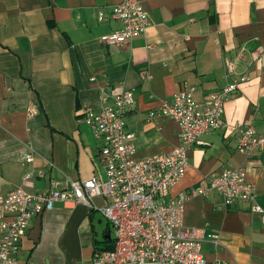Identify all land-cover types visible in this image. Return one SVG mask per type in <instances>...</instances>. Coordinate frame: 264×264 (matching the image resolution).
I'll list each match as a JSON object with an SVG mask.
<instances>
[{
	"label": "crops",
	"instance_id": "0c3cea01",
	"mask_svg": "<svg viewBox=\"0 0 264 264\" xmlns=\"http://www.w3.org/2000/svg\"><path fill=\"white\" fill-rule=\"evenodd\" d=\"M120 1L0 0V193L19 186L33 192L49 179L58 189L64 178L103 180L101 142L82 117L122 91L134 98L125 120L134 134L132 156L171 150L178 144L177 122L148 118V112L184 84L194 87L195 101L222 89L229 80L223 58L235 59L242 49L237 70L249 80L223 106L228 128L199 136L202 143L188 150L187 167L168 195L232 165L244 169L264 208V155L238 152L231 129L241 123L264 135V0H138L148 28L124 45H103L101 38L122 26L109 17ZM29 149L33 160L27 164L22 155ZM30 170L44 176L22 180ZM92 201V208L54 201L32 217L16 264H88L112 239L99 211L109 201ZM182 223L219 235L220 246L201 244L207 261L264 264V222L248 203L225 207L212 190L184 202Z\"/></svg>",
	"mask_w": 264,
	"mask_h": 264
},
{
	"label": "built area",
	"instance_id": "2783aa9c",
	"mask_svg": "<svg viewBox=\"0 0 264 264\" xmlns=\"http://www.w3.org/2000/svg\"><path fill=\"white\" fill-rule=\"evenodd\" d=\"M103 16L99 11L98 19ZM109 17L122 26L103 36V45H124L143 33L150 23L138 0H121L112 6ZM241 53L242 49L235 59L223 58L225 77L229 80L222 89L195 101L194 87L184 84L169 100L160 101L148 112V118L168 117L179 126L178 144L167 152L143 159L132 156L134 134L125 130L126 117L133 111L132 92L122 91L110 101H102L97 112L86 110L82 121L101 142L99 157L104 179L64 178L62 189L49 179L48 185L40 190L27 192L19 186L0 193V264L17 263L20 241L31 218L50 209L54 201L81 203L92 208L96 196L109 201L99 211L111 225L113 248L95 251L88 264H226L204 258L201 244L209 241L218 247L220 237L206 229L184 226L183 204L190 197H207L215 190L225 207L236 201L246 202L249 210L259 213L264 222V208L257 203L255 187L246 181L244 169L228 165L204 176L187 192L170 197L168 191L183 176L188 150L202 143L199 136L228 128L223 120V106L238 85L249 80L246 71L237 70ZM231 129L236 132L238 152L247 157L255 153L264 155V135L241 123H235ZM22 159L31 163L32 150L26 151ZM43 176L41 171L30 170L22 180Z\"/></svg>",
	"mask_w": 264,
	"mask_h": 264
},
{
	"label": "trees",
	"instance_id": "16d2710c",
	"mask_svg": "<svg viewBox=\"0 0 264 264\" xmlns=\"http://www.w3.org/2000/svg\"><path fill=\"white\" fill-rule=\"evenodd\" d=\"M104 242L106 244L105 247H101V248L97 247V249L95 251H97V250H110L113 248V238L112 239L110 238L109 240H105Z\"/></svg>",
	"mask_w": 264,
	"mask_h": 264
}]
</instances>
